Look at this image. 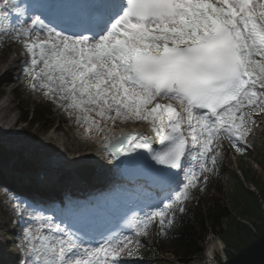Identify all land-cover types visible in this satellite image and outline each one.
<instances>
[{
    "label": "snow or ice",
    "instance_id": "1",
    "mask_svg": "<svg viewBox=\"0 0 264 264\" xmlns=\"http://www.w3.org/2000/svg\"><path fill=\"white\" fill-rule=\"evenodd\" d=\"M51 7L59 30L29 16L22 0H0V33L30 58V89L64 101L57 106L75 114L89 134L103 131L101 122L146 123L159 151L140 132L105 137L103 147L119 149L113 159L142 149L145 163L150 158L175 170L157 171L161 181L170 184L180 173L183 180L162 207L134 214L123 233L96 246L51 217H37L40 227L24 230L23 264H119L157 221V234L164 235L175 220L170 210L184 213L191 190L203 191L201 183L215 172L222 141L240 152L256 114L264 113V0H98L74 12Z\"/></svg>",
    "mask_w": 264,
    "mask_h": 264
},
{
    "label": "trees",
    "instance_id": "2",
    "mask_svg": "<svg viewBox=\"0 0 264 264\" xmlns=\"http://www.w3.org/2000/svg\"><path fill=\"white\" fill-rule=\"evenodd\" d=\"M29 115V111L23 112V120L33 118L47 122V112L43 110L35 109L32 116ZM234 156L240 177L225 152L221 158L224 165H219L221 175L230 182L218 189L226 205L214 200L201 213L196 204L190 214L183 215L174 226L176 236L172 239V254H179L182 259L201 257L203 250L199 241L209 230L225 246L224 256L229 264H264V150H255L251 159L254 167L245 160L250 154L235 153ZM249 187L256 190L258 199L249 192ZM155 264L172 263L157 261Z\"/></svg>",
    "mask_w": 264,
    "mask_h": 264
},
{
    "label": "rangeland",
    "instance_id": "3",
    "mask_svg": "<svg viewBox=\"0 0 264 264\" xmlns=\"http://www.w3.org/2000/svg\"><path fill=\"white\" fill-rule=\"evenodd\" d=\"M21 44L19 42H13L11 38H2L0 39V75L4 73V70L8 67V64L14 59V57L17 55L14 52V49L19 48ZM24 51L19 53L17 56H19L20 60L23 56ZM21 62V61H20ZM18 69L16 68L11 75H9V78L6 80V85H0V92H3L7 99L11 100V103L9 106L14 109L11 113L8 114V118L11 121L14 117L21 116L20 111H31V109L35 108L37 111H45L49 113V116L47 117V120L53 121L54 125L52 128H55L56 125L60 128L59 136L60 138H64L63 134L70 132V136H77V134H74L69 130V126L67 123H70V121L67 118L66 112L62 111L63 108L58 107L55 102L45 99L42 95V91L37 92H31V89L26 85L25 82L22 80H19V73L17 72ZM18 79V80H17ZM7 86V87H5ZM8 92H14L15 95H19V100L12 97L11 94H8ZM13 98V99H12ZM18 107V110L16 109ZM73 123L76 122V119L74 117ZM107 124H104L102 127H106L107 129L109 127L115 126V124H112L110 122V126H106ZM130 125V124H128ZM131 126V125H130ZM21 128H26L25 135L23 134L22 139L20 138L17 142L18 146L26 145L29 143L30 139L35 137L36 139H39L40 142L43 141L45 138H47V131L43 129V124L41 123L39 127H25V126H19ZM98 136V135H97ZM96 136V137H97ZM27 137V138H26ZM38 140V141H39ZM35 142V141H34ZM39 142V143H40ZM44 142V141H43ZM38 143V142H36ZM46 143V142H45ZM35 144V143H34ZM52 145L46 143V146L42 149H45V151H49L50 147ZM222 146H226L228 149L230 148L231 144L224 140L222 141ZM241 149H251L254 146L256 147H264V119L258 123L255 124L254 127L250 130V134L248 137H246V145L245 143L240 144ZM232 147V146H231ZM12 151L6 150V148L0 146V151L4 152V156H0V160H3L6 162L9 161V164L17 165L19 170L22 167H26L29 165V162L26 160L31 161V168L32 170H35L38 168V164H43L44 158L40 157V153L33 155L28 153L26 150L23 151L22 148H14L10 149ZM16 153H21V160H16L17 158ZM28 153V154H27ZM254 155V154H253ZM248 161V160H247ZM7 166L6 163L0 165L2 169H5ZM8 168V166H7ZM233 168V166H232ZM215 173L213 172L212 175ZM219 175H215V177H218ZM203 178L201 177V181ZM229 184V181H226L223 177L222 179L219 178L218 184H215L211 179L208 177L207 183L203 184L201 183V187L203 188V196L201 198V201L199 203V209L200 211H204L206 207L210 204L211 201L214 199H221L220 195L217 192V189L219 187H224L226 184ZM200 190H191V199L183 202V207L189 205L190 208H192L193 202L198 199V193ZM192 200V201H191ZM171 212H174L175 218L178 219L181 217V213L176 210L175 208L170 210ZM10 220V215H7L5 211H3L0 208V236L1 238L6 239V236L11 231L12 227L9 226L7 223ZM11 223V222H10ZM209 225H207L208 227ZM159 227H158V221L154 223L148 230V234L146 236H141L140 240L142 242V246L135 248L131 253H125L121 254L119 257L120 262L124 264H150L153 260H149L145 258L146 255H144V252L149 251L151 254H154V256L160 257V259H163V257H167L168 261H173V264H207L206 259L209 258L211 254L217 256L223 255L222 253V246L217 241L216 237L213 234H207L203 236L202 240L199 242V246H201L204 250L203 252V258L201 260H186L184 262L177 261L176 258L179 257V254H172V237L174 235L173 233V227L171 226H165L164 228V235H158ZM10 236V235H8ZM0 238V246L2 245L3 239ZM12 238H10L9 247L10 250L13 252H16L14 245L12 244ZM149 253V255H151ZM0 255H3L1 253L0 248ZM208 260V259H207Z\"/></svg>",
    "mask_w": 264,
    "mask_h": 264
},
{
    "label": "bare ground",
    "instance_id": "4",
    "mask_svg": "<svg viewBox=\"0 0 264 264\" xmlns=\"http://www.w3.org/2000/svg\"><path fill=\"white\" fill-rule=\"evenodd\" d=\"M22 51H23L22 47L14 49V52L17 55L19 53H21ZM17 55L8 64V67L4 70V73H2L0 75V85H6L5 83H6V80L9 78V75H11V73H13L16 68L17 69L20 68V58ZM5 87H7V86H5ZM59 102H64V101H59ZM6 103H7V101H6ZM13 110L14 109H12L9 105H6L4 103L2 105V107L0 108V123H3L4 121H6L8 119V114L11 113ZM74 117H75L74 114L71 117L68 114L67 118L70 121V123H67V124L70 127H73L76 125V127L78 128V131L81 132L80 133L81 138H78L76 136L71 137L70 133H64L63 134L64 138H60V136H59L60 128L57 127L55 129H52V135L45 138L43 140L44 142L41 141L39 144H34L33 141H35L36 139L33 138V139H31L32 141H29V143L27 145H22L21 148L23 149V151L26 150L29 154L31 153L32 156L36 155L38 153L42 154L43 156H46L47 154H50L48 151L46 152L45 149H42L46 146V143H47V145L51 144L54 147L55 146L62 147L67 152L66 162L68 164H73L74 166H77V165H87V164H90L91 162L95 161L97 156L100 153L99 151H102L101 149H103L105 137H109L112 135H118L119 130H121V129L129 130V132L144 133V134L151 136V137L154 136V134L151 132L149 126L146 123H144L142 121L134 122L132 120H130L131 121L130 123L132 125L131 129H129L128 127L121 126L125 122L117 121L115 123V126L109 127L108 129L106 127H104L103 131H95L94 130L91 132V134H89L88 132L85 131L84 126L80 127L79 124H74L72 122ZM263 119H264V113L256 114L255 124L260 123ZM103 125H104V123L101 122V126H103ZM106 126L107 127L110 126V121L107 123ZM84 132L86 133V135L84 134ZM97 133H100L98 137H96ZM17 139L19 140V138H17ZM90 143L92 145H90ZM0 156H4L3 151H0ZM16 158L18 161L21 160V153H16ZM9 161L10 160H7L6 162H4L3 160H0V165H2L4 163H8ZM46 161L47 160H45L44 162H46ZM16 170L17 169H16L15 165L7 168L8 175L11 176L12 180H17L20 178H23V179L25 178V180H29V179H31V177H33V175H29V174H22V176L18 174V176H14L15 174H17ZM60 174L64 177L67 176V174L64 172H60ZM101 175H103V174H101ZM52 176H54V173H52ZM97 178L99 179V177H97ZM29 181H31V180H29ZM71 181L77 182L78 179L73 176ZM1 182L2 181H0V183ZM34 182H36V181H34ZM56 186H57V189H56V191H57L58 189L62 188V183L60 181H58ZM13 232L16 233V231H13Z\"/></svg>",
    "mask_w": 264,
    "mask_h": 264
}]
</instances>
